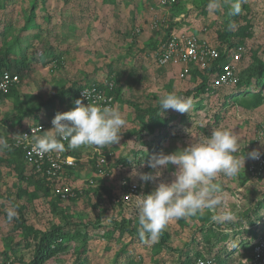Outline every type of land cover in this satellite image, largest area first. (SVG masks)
I'll return each instance as SVG.
<instances>
[{
    "label": "rangeland",
    "instance_id": "obj_1",
    "mask_svg": "<svg viewBox=\"0 0 264 264\" xmlns=\"http://www.w3.org/2000/svg\"><path fill=\"white\" fill-rule=\"evenodd\" d=\"M225 2L177 0L164 7L160 0H0L6 5L0 7V54L13 48L10 66L21 78L15 94L4 98L0 106V264H23L31 258L32 246L26 245L22 230L12 229L14 222L7 217L6 209L13 206L15 218L22 210L26 223L42 231L69 222L90 225L78 228L88 234L84 245L81 238L69 240L67 250L44 264H181L187 253L211 257L217 264H247L252 251L251 241H245L254 229L264 232V207L255 225L247 218L249 213L255 218L253 211L264 203V177L249 173L251 158L247 156L253 149H264V138L259 135L264 123V83L256 88L260 103L253 92L229 98L231 89L240 88L234 86H216L217 94L199 99L185 94L201 82L194 73L198 69L182 78L178 63L159 66L156 61L159 47L174 32L194 34L224 47L231 26ZM231 3L247 27L234 39L242 42L235 45L245 48L237 71L244 74L243 81L250 74L253 83L264 72V0ZM20 59H25L26 68L19 67ZM111 76L119 89L115 106L126 118L121 140L103 148H74L80 154L77 165L65 173L74 196L62 197L53 186L44 191L22 156L7 149L9 143L28 125L47 120L52 111L69 108L72 88L104 82ZM169 92L190 98L189 111L165 110L162 115L167 124L161 130L152 135L139 132V109L159 108V98ZM50 99L54 107L38 110ZM22 112L32 114L22 116ZM216 128L231 130L238 138V151L233 153L241 161L238 175L220 174L214 180L235 221L217 224L212 220L214 213L206 209L170 221L155 241L142 240L135 203L114 204L107 190L119 194L121 177L127 176L140 184L143 194L151 192L161 180L170 181L175 171L170 165L160 177L141 180V174L154 171L147 166L153 154L175 152L192 139L210 136ZM102 157L107 162L100 165ZM22 168L24 178L18 171ZM97 222L106 227L94 228ZM116 224L128 230L110 234V225ZM68 227L72 231L75 226ZM10 245L12 253L6 259ZM83 247L85 252H81Z\"/></svg>",
    "mask_w": 264,
    "mask_h": 264
},
{
    "label": "clouds",
    "instance_id": "obj_2",
    "mask_svg": "<svg viewBox=\"0 0 264 264\" xmlns=\"http://www.w3.org/2000/svg\"><path fill=\"white\" fill-rule=\"evenodd\" d=\"M90 95L87 90L82 93L88 99ZM157 103L160 113L168 109L184 113L191 107L190 98L178 96L175 92L163 94ZM74 104L71 110L58 112L51 121L52 128L41 130L42 135L33 134L32 130L33 152L43 155L62 151V141H67L71 148L82 145L103 148L119 143L126 118L117 106L96 102L85 105L82 99L75 100ZM14 137L19 143L27 140L29 135L17 134ZM2 143L7 147L6 142ZM237 151V135L231 130L216 128L210 136L192 139L187 146L175 152L153 154L147 166L154 171L141 174V180L150 181L160 177L162 170L170 165L175 166V171L170 181L161 180L151 192L137 195L135 208L138 212L139 237L155 241L170 221L188 218L206 209L214 213L212 220L217 224L234 222L235 213L225 205V196L214 180L220 174L229 178L238 175L241 161L233 155ZM247 156L259 159L261 152L253 149ZM6 214L9 221L14 219L17 215L15 207L6 209Z\"/></svg>",
    "mask_w": 264,
    "mask_h": 264
},
{
    "label": "built area",
    "instance_id": "obj_3",
    "mask_svg": "<svg viewBox=\"0 0 264 264\" xmlns=\"http://www.w3.org/2000/svg\"><path fill=\"white\" fill-rule=\"evenodd\" d=\"M164 7L171 6L177 3V0H160ZM244 46L240 45L230 51L229 60L224 64L221 72L214 78L215 86L232 87L239 82V74L237 71V64L242 61ZM226 51V48L223 49ZM221 50L219 46L210 43L207 39H201L194 34L186 32H174L170 37L162 43L156 53V61L159 66H165L170 63H178L180 65V76L187 77L193 70H206L211 64L220 57ZM21 81L19 73L4 71L0 77V105L3 99L10 91V87L18 85ZM117 82L115 77L111 76L104 82H93L84 85L73 99L74 101L82 99V102L87 105L90 102L98 104L115 103V89ZM84 90H87L91 95L88 98L82 96ZM58 111H52L47 120L37 124H30L26 129L21 131L20 135H29L27 140H22L17 143L16 138L9 143L10 146L20 148L22 150V157L24 161L33 169L36 175L45 177L51 183L54 189L62 197H70L75 195L73 188L67 183L65 173L70 168H75L77 165V158L66 152V148L62 151H52L43 155H39L32 150L31 134L42 135V131L47 128H52L51 121ZM61 113V111H60ZM42 130V131H41ZM259 135L264 138V123L259 131ZM63 144L67 141H62ZM261 152L259 159H251L248 164V171L253 177H264V149L258 148ZM107 159L102 157L99 164L106 163ZM120 193L113 194L110 202L114 204L135 203L137 195H141L142 189L139 183L131 181L127 176H122L120 180ZM247 264H264V232L260 233L256 244L253 246L250 258H246ZM189 264H214L213 259H208L204 256L192 260Z\"/></svg>",
    "mask_w": 264,
    "mask_h": 264
},
{
    "label": "trees",
    "instance_id": "obj_4",
    "mask_svg": "<svg viewBox=\"0 0 264 264\" xmlns=\"http://www.w3.org/2000/svg\"><path fill=\"white\" fill-rule=\"evenodd\" d=\"M213 1L217 3L219 0H213ZM232 1H236V0H226V2H225V4L228 7V10H229L227 12L229 15L227 17V21L231 22V26L228 28V31H227L228 43L224 47H222V46L219 47L220 50L222 51L221 55L218 59H216L211 64L210 67H208L204 71H198L196 69H195L196 71L193 70L194 73L198 74V76H200L202 79H201V82L199 84H197L193 89L188 90L185 93L187 96H193L195 98L200 99L205 94H207L208 96H213V95L217 94L219 88L214 85V78L221 72L224 64L229 60L230 51L233 48L238 47L235 44H242V42L240 40L238 41V43H235L234 39L238 38L241 32L247 30V27L241 23L240 15L237 13L236 8L234 6H232V3H231ZM4 4L5 3L0 4V7L6 6ZM224 48H226V51H223ZM12 53H14V50L11 46L8 47L5 51L1 52V54H0V77L4 71H10V72L16 71L10 66L12 59L11 60L9 59V55H11ZM17 63H18L20 68H26L28 66L25 59L17 60ZM243 75H241V74L238 75L239 76V82L234 87H238V88L240 87V88L238 89V91H234L233 89H231V91L233 93L232 92L229 93V98H230V96L233 97L236 94H240L242 92H244V93L253 92L257 96L259 103H260L262 100L261 93L259 91H256V88L261 87V85L264 83V72L262 74L258 75L256 80L253 82L256 84V87H253L252 76L250 74H249L246 81H243ZM82 87L83 86H78L76 88H72L69 91L70 98L74 99ZM16 90H17V85L11 86L10 91L6 95H4V97L7 98V97H10L11 95H14ZM118 91H119V89L116 86L115 93H117ZM0 96H2V95L0 94ZM72 104H73V101L69 105L70 106L69 108H67V109L63 108V110L61 109V113L71 110L73 108ZM45 106L46 107H54L55 106L54 99H50L47 103L42 104V106L40 108H38V110L43 109ZM158 110H159V108H150L149 110L139 109V111L142 112V114L140 115L141 126H140L139 132H141L142 134H145V135L146 134L152 135L157 130H161L163 128V126L167 124V121L164 119V116L162 115V113L158 112ZM146 111H148V112L146 113ZM164 112H163V114H164ZM30 114H32V113L22 112V116H28ZM23 130L24 129H22L21 131H23ZM0 148H2V145L0 146ZM8 148L11 149V153H14L18 156H22V150L20 148H16V147H12V146L7 147V149ZM64 148H66V152L68 154L73 155L76 158H77V156L80 155L77 151L74 150V148H71L68 146V142L64 144ZM122 163L127 164L128 162L126 160H123ZM25 164L28 165L26 162H25ZM23 169L24 168H22L21 170L20 169L18 170L20 172L22 178H24L26 176V175H24ZM70 169H72V168H70ZM31 170L33 171V169H31ZM33 173H34V171H33ZM37 176L39 178L37 183H40V186L44 191H48L49 187L51 186V184H50L51 182L48 179H46L45 177H41L39 175H37ZM107 193H108V198L111 199L113 194H111L110 191H108V190H107ZM97 195L99 197V200H101L102 199L101 194L97 193ZM263 207H264V203L262 202L257 207V209H255L253 211V213H255V216H254L255 218H253L251 213H249L247 215V218H249L251 224L255 225L256 222L261 219V215L259 214L258 211ZM12 221L14 222L12 229L14 231L22 230L23 231V238L27 242L26 245L32 246V248H33L30 260L24 261L23 264H44L46 261L54 258L56 255L67 250L69 247V244H68L69 240L81 238L83 240V245L86 243V241H88L87 232L83 233L78 228L80 225H82L84 228L89 227L90 226L89 224L69 222L66 224L53 225L50 229L42 231V230H38L34 226L28 225L26 223L22 210L20 211V217L14 218V219H12ZM68 225H74L75 227L74 228L72 227L73 230L71 231V229H69L70 227H68ZM101 225L102 224L100 222H97V224L94 223L92 226L94 228H97V227H100ZM110 226H109L110 227V234H113L116 231V229L120 230V234H123L128 230V228H126L125 226L120 225V224L110 225ZM101 227H106V226L103 225ZM73 232H74V234L72 235ZM134 232L135 231L133 229H131V233L133 234ZM135 233H137V232H135ZM259 234L260 233H256V230L254 229V231H252V234H250V237L248 238V240L245 241V243H247L248 241H251V244H249L251 251L253 249V246L256 244V241H257ZM252 239H253V241H252ZM12 248H13V246L10 245L8 251L5 252V258L6 259H8V257L12 253ZM85 251H86V247H83L81 249V252H85ZM202 256L203 255H200V253L195 255V256H192L190 253H187L185 259L181 262V264H189L192 260H194L198 257H202ZM204 257H206L208 259H213V258L208 257V256H204ZM78 258H80V257H78ZM79 261H80V259H79ZM214 264H217L215 262V260H214Z\"/></svg>",
    "mask_w": 264,
    "mask_h": 264
}]
</instances>
